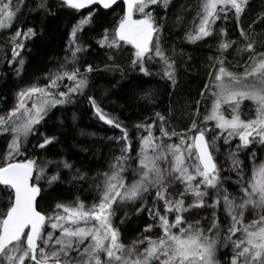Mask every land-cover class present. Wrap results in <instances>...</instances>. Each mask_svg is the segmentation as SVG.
Segmentation results:
<instances>
[{
    "label": "snow or ice",
    "instance_id": "snow-or-ice-1",
    "mask_svg": "<svg viewBox=\"0 0 264 264\" xmlns=\"http://www.w3.org/2000/svg\"><path fill=\"white\" fill-rule=\"evenodd\" d=\"M123 2L124 14L114 28V35L105 29L98 43L110 49H120L121 42L131 45L135 50L132 67L138 66L144 75L152 74L148 65L158 57L162 62L163 77L174 87V62L165 55L161 45L163 25L158 23L153 11H146L149 5H157L158 0ZM115 3L116 0H63L64 5L76 10L97 4L108 9ZM162 3L167 7L169 0H162ZM247 3L248 0H200V11L194 18L198 23L186 39L194 43L210 37L220 14L224 13V19H228L229 10H234L239 26ZM38 6L43 8L45 4L42 2ZM16 11L18 9L13 10L11 0H0V29L10 26ZM134 11L139 12L141 18L134 19ZM91 18L90 12L89 17L82 18L73 26L68 49L70 55L64 57L59 68L48 73V83H34L21 89L16 93L15 107L0 115V134H11L8 150L0 160V186H3L0 187V203L6 204L5 209H0V264H264V162H260L258 167L252 166L249 179L243 161L237 158L241 148L247 149L257 139L264 146V52L255 51L254 42L250 41L243 28L240 36L249 41L243 49L251 53L249 61L245 62L242 73L228 70L222 54L237 42L221 40L218 45L221 56L216 58L220 66L214 79H211L213 73L209 72L210 81L204 85L211 94L212 103L203 121L194 117L191 126L183 133L174 130L169 133L164 127L165 116L157 112L160 136L153 134L155 121L136 125L137 130L143 129L146 135L140 138L139 163L131 169L134 178L130 184L126 183L123 175L128 170L127 161L131 159L128 130L105 113L93 96H88L99 120L123 133L121 137H109L123 141L120 155L110 163V171L96 183L97 197L91 206L77 201L74 204L57 203L51 213L38 210L37 198L43 192L39 181L44 178L46 164L42 166L35 159L28 158L18 161L16 156L21 155L29 135L34 134L35 126L51 108L73 102V97L83 95L88 88L90 74L95 69L89 64L81 71L79 54L85 49L77 42L76 36ZM224 31L221 30L222 35ZM20 35V30H17L12 37L13 60L19 56L18 49L23 48L22 43H15ZM23 35L28 38L35 33L28 28ZM12 62L8 61L9 64ZM19 63L22 67L25 61L20 59ZM65 79L69 83H64ZM61 86L67 90H60ZM205 96L206 92L201 91V97ZM245 100L255 105V118H241L239 110ZM196 103L199 105L201 101ZM223 105L231 110L230 118L222 111ZM196 116H199V111ZM208 121H214L215 128L206 127L205 122ZM209 133L210 140L206 139ZM163 137L169 140L178 137L179 142L165 144ZM233 138H238L239 144L230 151L227 159L231 161L229 171L236 174L233 183L237 185L239 195L231 194L224 185L215 156L220 150L217 141L223 139L225 144H230ZM53 140L54 137L46 136L39 147L44 148ZM256 156L254 152L250 159L254 161ZM63 167L72 166L63 162ZM57 179L58 175H53L49 183ZM153 190L155 197L147 211L154 223L147 224L144 233L159 228L160 235L153 238L142 234V239L132 241L129 246L124 245L120 242L119 228L113 223L116 215L114 205L135 204ZM189 196L192 203L186 204ZM209 198L211 203H208ZM221 199L231 220L226 232L217 219L216 209ZM159 201H163V213L159 209ZM146 204L145 200L136 212L144 210ZM193 209H212L210 226L205 227L201 223L204 217L189 220L184 215L186 212L191 214ZM249 210L259 219L245 223V214ZM172 213H175L174 219H170ZM57 231L59 235L55 234ZM238 232L243 238L233 239ZM221 241L224 246L229 242L232 244L230 261L222 262L217 257ZM145 242L147 247L138 251L137 246ZM73 252L75 255H70ZM102 256L107 259H102Z\"/></svg>",
    "mask_w": 264,
    "mask_h": 264
},
{
    "label": "trees",
    "instance_id": "trees-1",
    "mask_svg": "<svg viewBox=\"0 0 264 264\" xmlns=\"http://www.w3.org/2000/svg\"><path fill=\"white\" fill-rule=\"evenodd\" d=\"M42 2L45 4L43 8L38 6ZM11 5L13 10L18 9L15 18L10 26L0 29V109L8 104L19 80L28 81L52 67L54 60L63 53L73 26L82 18L89 17L90 12L92 14L90 23L79 32L85 45L79 67L82 72L89 64L95 69L90 74L88 88L83 95L73 97V102L51 108L35 126L34 134L29 135L21 150L19 160L35 159L42 166L46 164L44 178L39 181L43 192L37 198L38 210L42 213L53 212L57 203L83 201L86 206H91L97 197L96 183L103 179L105 172L110 171V163L120 155L123 141L109 137H121L123 133L99 120L88 96H93L105 113L128 130L130 140L138 131H144L137 130L136 125L152 124L153 121V134L161 135L160 121L155 116L157 112L165 116L166 131L183 133L191 126L194 117L203 121V116L211 109V94L204 89V85L210 81L209 72L213 73L211 79H214L220 66L216 58L221 56L218 48L221 40L237 42L222 54L224 66L229 70H242L245 62L249 61L251 53L243 50L249 41L240 36L241 28L254 42L255 51L264 52V0H248L239 26L234 10H229L228 19H224V13H221V18L213 25V34L194 43L188 41L186 35L194 32L198 23V19L194 18L200 11V0H169L167 7L163 6L162 0H158L157 5H149L146 11H153L158 23L163 25L161 45L165 55L174 62V87L163 77L162 62L158 57L148 65L152 74L144 75L139 72L138 66L132 67L135 50L131 45L121 42L120 49H110L98 43L105 29L114 35V28L124 14L123 3L115 4L108 10L100 7L76 10L64 5L63 0H11ZM137 17L141 18V14ZM28 28H32L35 35L26 40L27 58L17 78V67L8 63L11 57L8 42L17 30L26 32ZM222 29L225 30L223 35ZM110 56L112 59H109ZM201 91L206 92L203 98ZM196 101L201 103L197 105ZM239 111L242 119L255 118V105L251 101H243ZM205 126L215 128V122H205ZM7 135L0 134V151ZM46 136L54 137V140L40 148L39 144ZM167 140L168 137H163V141ZM250 151L249 145L239 152L245 171ZM132 152L131 143L129 155ZM63 162L72 167H63ZM53 175H58V179L50 184L49 178ZM223 183L228 186V183ZM158 206L163 213V201H159ZM216 211L218 222L225 231L229 226V217L222 199ZM174 218L175 213L170 214V219ZM146 224L144 215L133 217L124 229H119L120 237L123 232L139 231ZM143 246L147 247V242ZM217 257L222 262L226 259L230 261L228 248H219ZM102 259L107 257L102 256Z\"/></svg>",
    "mask_w": 264,
    "mask_h": 264
},
{
    "label": "rangeland",
    "instance_id": "rangeland-1",
    "mask_svg": "<svg viewBox=\"0 0 264 264\" xmlns=\"http://www.w3.org/2000/svg\"><path fill=\"white\" fill-rule=\"evenodd\" d=\"M140 14L139 12H135L133 13V18L134 19H139V17H137V15ZM87 18V17H86ZM80 21V20H79ZM78 23V22H77ZM76 23V25H77ZM85 26V25H84ZM83 26V27H84ZM25 32V31H24ZM21 32V35L19 37H16L15 43L23 44V48L18 49L19 51V56L17 57L16 60H13L12 58V50H13V41H12V37L15 35H13L8 42V45L10 47V53H11V57L9 59L12 60L13 62L11 64H14L17 67V71H16V77L19 78L20 77V72H21V65L19 63L20 59H23L24 61H26L27 58V46H26V40L29 38H25L23 33ZM72 32V31H71ZM80 32V31H79ZM79 32H77V42L80 43L84 49H85V45L82 42L80 36H79ZM31 37V36H30ZM71 38V33L69 35L68 41L65 45L64 51L61 54L60 57L56 58L54 60V64L52 65V67L49 70L44 71L43 73H41L40 75L35 76L33 79H30L28 81H20L18 82V84L16 85V87L14 88L13 92L10 94L11 96L9 97V101L8 104L3 105L2 108L0 109V115H5L9 110H11L13 107H15V104L17 102V97H16V93H18L21 89H24L32 84H39V85H46L48 83L47 80V75L50 71H54L57 68H59L60 63L64 60V57L67 55H70V52L68 51L70 45H69V41ZM83 53V52H82ZM82 53L79 54V59L81 58ZM19 70V72H18ZM229 70V69H228ZM233 72H237V73H242L244 71V69L242 70H230ZM68 81L65 79L64 83H67ZM66 88H63V86H61L60 90H64ZM31 105V102H29V107ZM222 111L225 113V115L230 118L231 117V110L227 107V105H223L222 106ZM142 135H146V132L144 131H138L136 133V135L134 136V138L131 140L132 143V157L131 159H129L127 161V171L125 173H123V175L126 177V183L130 184L133 180V175L131 172V169L134 167L138 166V157H137V152L139 151L140 148V138ZM113 137H117V136H113ZM11 139V134L9 133L5 139V143L4 146L2 148V150L0 151V160L3 159L4 155L6 154L7 150H8V143L10 142ZM207 139H211V134L208 136ZM178 143V139H171V140H167L164 141L165 144L167 143ZM217 144L219 146V152L215 153L217 162L220 166L221 169V178L223 182L228 183V186L226 187L228 189V191L233 194V195H239L238 192V188L237 185H235L233 182L236 180V174L235 172H231L229 171V169L231 168V161L227 159L230 151H234L236 149V146L239 144V140L238 138H233V140L230 142V144H225L223 139H220L217 141ZM251 146V151H250V156H249V161H248V166H247V170L246 172V176L251 179V168L253 165L255 166H259L260 162H264V146H261L258 139L256 142H254L253 144L250 145ZM256 153V159L253 161L250 159V157L252 156L253 153ZM21 157V155L16 156V160L19 161V158ZM239 160L243 161L242 158L240 157V153L238 154L237 157ZM230 177V179H229ZM3 187V186H0ZM181 190H182V186H181ZM155 197V190H153L150 194H147L144 200H140L138 202H136L135 204L133 203H127V204H120V205H114L115 210H116V215L113 217V223L118 226L119 229H124V226L130 222V220L133 217L136 216H140V215H144L147 219V224H151L154 223V221H152L149 218L148 215V211L147 209L152 207V201L153 198ZM145 200L147 201L146 207L144 208V210H142L140 213L136 212V209L140 207L141 204H143L145 202ZM187 203H192V198L189 196L186 198V204ZM208 203H211V199H208ZM6 204L5 203H0V209H5ZM62 211V210H61ZM212 209H193L191 211V214L189 213H184V215L189 219V220H195V219H201V217H204L205 219H203L201 221V223L205 226L208 227L210 226L211 223V219H212ZM125 213H127V216L125 217ZM123 219V223L121 222V220ZM253 219L258 220L259 217L252 212L251 210H249L248 212H246L245 214V223H249L251 222ZM230 217H229V225H230ZM146 224V225H147ZM145 225V226H146ZM145 226L143 228H141L139 231H134L130 234H128L127 232H123L121 234L120 237V242L123 243L126 246H129L132 244V241L136 240V239H142V234H147V235H151L153 236V238H156L160 235V229L159 228H154L151 232L149 233H144V229ZM174 231H178V230H174ZM227 231V229L225 230V232ZM56 235H59V231H57L55 233ZM243 236L241 233H237L233 239H242ZM221 247L222 249L224 248H228L229 250V258L231 257L232 254V244L231 242H229L226 246L223 245V241H221ZM143 248H145L142 245H138L137 249L138 251H142ZM70 255H75V253H70Z\"/></svg>",
    "mask_w": 264,
    "mask_h": 264
},
{
    "label": "water",
    "instance_id": "water-1",
    "mask_svg": "<svg viewBox=\"0 0 264 264\" xmlns=\"http://www.w3.org/2000/svg\"><path fill=\"white\" fill-rule=\"evenodd\" d=\"M118 3H123L124 4L123 0H116L115 4H118ZM115 4H113V5H115ZM112 6L110 8H108V9H111ZM88 7H100L101 9H104L101 5H98V4L97 5H88ZM108 9H104V10H108Z\"/></svg>",
    "mask_w": 264,
    "mask_h": 264
},
{
    "label": "bare ground",
    "instance_id": "bare-ground-1",
    "mask_svg": "<svg viewBox=\"0 0 264 264\" xmlns=\"http://www.w3.org/2000/svg\"><path fill=\"white\" fill-rule=\"evenodd\" d=\"M113 6H114V5H113ZM113 6H112V7H113Z\"/></svg>",
    "mask_w": 264,
    "mask_h": 264
}]
</instances>
